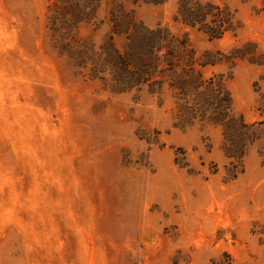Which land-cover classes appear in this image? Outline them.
<instances>
[{"label": "rangeland", "instance_id": "1", "mask_svg": "<svg viewBox=\"0 0 264 264\" xmlns=\"http://www.w3.org/2000/svg\"><path fill=\"white\" fill-rule=\"evenodd\" d=\"M112 1L74 36L99 45ZM200 1L237 10L241 29L210 40L175 22L177 0L123 4L147 27L187 37L197 57L247 51L203 72L223 76L235 114L262 120L264 19L253 2ZM47 5L0 0V264H264L256 148L228 180L221 128L179 125L168 93L115 94L77 74Z\"/></svg>", "mask_w": 264, "mask_h": 264}, {"label": "trees", "instance_id": "2", "mask_svg": "<svg viewBox=\"0 0 264 264\" xmlns=\"http://www.w3.org/2000/svg\"><path fill=\"white\" fill-rule=\"evenodd\" d=\"M47 27L56 47L76 69L77 74L115 94L140 91L166 93L174 100L178 124L196 122L219 127L223 134V153L230 160L226 178L243 173V159L256 148L264 165V118L247 123L235 114L231 94L222 75L205 77L203 70L223 62L247 58V51L236 49L205 52L197 57L187 37H175L166 28H149L124 7V0H113L108 11L109 34L96 45L79 40L74 32L82 24H96L104 0H46ZM132 3L160 5L168 0H128ZM253 2L254 10L264 19V0ZM177 23L195 29L210 40L241 29L237 10L200 0H177L174 16ZM102 22V21H100ZM115 38H122L117 46ZM213 174L217 173L215 169Z\"/></svg>", "mask_w": 264, "mask_h": 264}]
</instances>
